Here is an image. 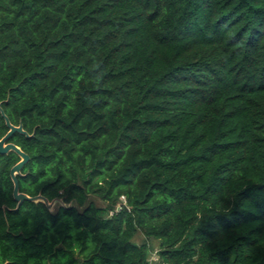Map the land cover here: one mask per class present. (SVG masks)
<instances>
[{
    "label": "trees",
    "instance_id": "1",
    "mask_svg": "<svg viewBox=\"0 0 264 264\" xmlns=\"http://www.w3.org/2000/svg\"><path fill=\"white\" fill-rule=\"evenodd\" d=\"M0 105V264H264V0H0Z\"/></svg>",
    "mask_w": 264,
    "mask_h": 264
},
{
    "label": "water",
    "instance_id": "2",
    "mask_svg": "<svg viewBox=\"0 0 264 264\" xmlns=\"http://www.w3.org/2000/svg\"><path fill=\"white\" fill-rule=\"evenodd\" d=\"M0 112L5 120L6 126L8 127V132L0 140V155H6L10 152H14L20 157V161L16 165H14L10 170V177L14 185L13 197L18 202L17 206H20L24 201L42 202L50 210H52L54 205L58 202H60L63 205V202L61 200H53L49 202V200L42 195L30 197L19 191V182L17 176L21 174V171L23 170L24 166L29 162L30 157L25 152H23L20 147L10 142V139L16 133H20L22 135H25L26 137H29V134L23 129L22 125L15 126L11 124L9 118L5 115L4 111L1 109V105H0Z\"/></svg>",
    "mask_w": 264,
    "mask_h": 264
},
{
    "label": "rangeland",
    "instance_id": "3",
    "mask_svg": "<svg viewBox=\"0 0 264 264\" xmlns=\"http://www.w3.org/2000/svg\"><path fill=\"white\" fill-rule=\"evenodd\" d=\"M92 200H94L96 204L100 207L105 206V204L99 199L92 198ZM60 204H61L60 202L56 203L53 209L56 210L58 208V205ZM135 242H137L139 245L143 243H147L148 247L150 248L151 253L159 251V242L154 241V240H147L141 231L138 232L137 236L135 237Z\"/></svg>",
    "mask_w": 264,
    "mask_h": 264
},
{
    "label": "built area",
    "instance_id": "4",
    "mask_svg": "<svg viewBox=\"0 0 264 264\" xmlns=\"http://www.w3.org/2000/svg\"><path fill=\"white\" fill-rule=\"evenodd\" d=\"M122 206H127L126 199L123 197L121 203L116 207V211H119L122 209ZM114 211L110 212V215H113ZM149 264H169V263H163L160 259L158 251L151 253L149 258Z\"/></svg>",
    "mask_w": 264,
    "mask_h": 264
}]
</instances>
